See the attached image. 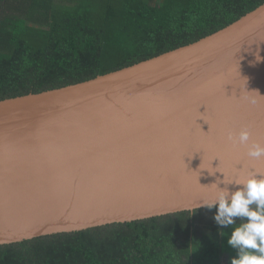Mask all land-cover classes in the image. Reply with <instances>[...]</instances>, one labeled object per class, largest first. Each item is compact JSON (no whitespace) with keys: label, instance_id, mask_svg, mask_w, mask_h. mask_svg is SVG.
I'll use <instances>...</instances> for the list:
<instances>
[{"label":"water","instance_id":"water-1","mask_svg":"<svg viewBox=\"0 0 264 264\" xmlns=\"http://www.w3.org/2000/svg\"><path fill=\"white\" fill-rule=\"evenodd\" d=\"M244 126L264 145V3L190 45L1 100L0 246L206 208L224 179L264 173L225 143Z\"/></svg>","mask_w":264,"mask_h":264},{"label":"trees","instance_id":"trees-1","mask_svg":"<svg viewBox=\"0 0 264 264\" xmlns=\"http://www.w3.org/2000/svg\"><path fill=\"white\" fill-rule=\"evenodd\" d=\"M264 0H0V101L88 81L203 39ZM216 208L0 246V264H230ZM239 220L237 219V224Z\"/></svg>","mask_w":264,"mask_h":264},{"label":"clouds","instance_id":"clouds-1","mask_svg":"<svg viewBox=\"0 0 264 264\" xmlns=\"http://www.w3.org/2000/svg\"><path fill=\"white\" fill-rule=\"evenodd\" d=\"M224 139L232 148L245 147L251 159L264 157V145L251 139L247 126L237 132L227 130ZM222 183L225 187H217L216 198L202 205L216 208L213 219L218 225L225 228L236 225L231 227L227 239V244L236 251L230 264H264V173H240L235 179H224Z\"/></svg>","mask_w":264,"mask_h":264}]
</instances>
